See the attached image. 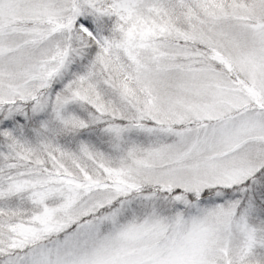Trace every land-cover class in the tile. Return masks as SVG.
<instances>
[{"label":"snow or ice","instance_id":"snow-or-ice-1","mask_svg":"<svg viewBox=\"0 0 264 264\" xmlns=\"http://www.w3.org/2000/svg\"><path fill=\"white\" fill-rule=\"evenodd\" d=\"M0 264H264V0H0Z\"/></svg>","mask_w":264,"mask_h":264}]
</instances>
